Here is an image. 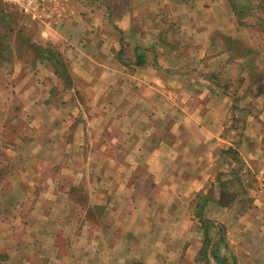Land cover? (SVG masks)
I'll return each mask as SVG.
<instances>
[{
    "label": "crops",
    "instance_id": "0c3cea01",
    "mask_svg": "<svg viewBox=\"0 0 264 264\" xmlns=\"http://www.w3.org/2000/svg\"><path fill=\"white\" fill-rule=\"evenodd\" d=\"M65 3L62 16L56 15L46 26L34 21L37 41L29 40L51 47L53 53L28 47L29 57L17 56L9 75L16 76L13 91L28 97L19 112L31 115L39 108L42 118H49L47 144H54L55 119L67 122L64 129L91 127L109 132L117 144L129 145L127 159L140 162L122 170L124 174L112 166L104 172L99 167L107 183L94 186V197L110 194L111 201L104 205L112 207L115 194L130 190L133 197L136 190L137 196L130 198L133 209H140L139 201L145 199L155 209L182 212L213 184L215 195L204 196L208 202L242 208L244 216L238 220L263 224L264 53L251 40L253 29L238 25L226 0ZM230 41L236 48L240 43L253 47V56L236 55ZM3 68L0 72L6 73ZM55 86L62 96L56 106L50 99ZM37 88L45 90L43 101ZM71 112L79 114L78 120L66 116ZM65 142L81 143L74 138ZM96 155L115 160L100 149ZM137 172L142 188L129 182ZM116 176L123 178L120 184ZM145 193L155 194L150 199ZM158 193L163 196L156 197ZM246 196L252 199L248 212L242 204ZM68 207L65 203L63 211ZM129 218L138 222L133 214ZM132 231L128 229L110 248L111 263L128 264L129 256L145 252L143 246L138 251L127 244ZM253 234L264 241V232ZM245 235L237 238L241 250L246 247Z\"/></svg>",
    "mask_w": 264,
    "mask_h": 264
},
{
    "label": "rangeland",
    "instance_id": "374dc122",
    "mask_svg": "<svg viewBox=\"0 0 264 264\" xmlns=\"http://www.w3.org/2000/svg\"><path fill=\"white\" fill-rule=\"evenodd\" d=\"M26 1L0 0V68L3 65L6 71L0 72V259H6L3 264H113L114 255L110 248L119 244L120 237L128 229H133L131 240L127 241L130 248L142 251L140 246H143L145 250L141 256L139 252L129 256L128 264H216L210 252L217 247V229L205 228L196 216L199 211L196 204L200 198L215 195L213 184L207 185L201 196L183 209L184 213L180 209H171L170 212L163 207L155 209L150 206L151 201L145 199L139 201L140 209H133L130 198L137 196H134L136 190L132 192L133 197L130 190L118 192L111 197L113 202L116 201L114 205L105 206V201H111L110 194L104 196L102 192L98 195L101 198L94 197V186L107 183L104 174L97 169L100 167L104 172L112 166L115 170H131L140 161L127 159L129 145L117 144L109 132L95 131L91 127L87 129L80 125V128L64 129L67 122L55 119L54 144H47L45 141L51 128L47 126L49 118H42L43 110L35 108L31 115L19 112L28 97L20 96L18 90L13 91L16 76L9 75V72L17 56L29 57L28 52L25 53L28 49L25 41L32 38L37 41L34 21L46 26L50 19L62 16L66 10L65 0H36V7L30 13L24 7ZM253 33L251 40L254 39L262 54L264 36L255 29ZM232 44L230 48H236ZM237 47L244 58L253 56V47L241 43ZM37 89L40 90L37 91L38 98L42 97L43 101L45 90ZM50 99L54 106L62 99L57 86ZM66 116H70L71 121L79 118L77 112ZM79 122L81 124L83 120ZM73 138L80 139L81 143L65 142V139ZM98 149L105 155H114L115 160L93 156ZM141 167L139 164V169ZM222 176L219 174V178ZM135 177L129 182L142 188V176L137 172ZM121 179V176L117 177L119 184ZM53 185L57 187L54 190ZM154 194L146 195L151 199ZM65 203L70 207L63 211ZM146 203L149 208L144 206ZM242 204L244 212L252 210V199L246 196ZM226 207L225 203L207 202L202 217L223 224L226 239H232L227 240L228 250L235 264H264V241H259L253 234L264 232V219L259 227L244 224L243 220H238L244 216L241 215L242 208ZM125 212H128L127 218ZM129 213L135 215L138 222L133 218L130 222ZM250 213L251 220H255L252 219L254 214ZM242 234H246L245 250L236 244ZM261 243L263 248H259ZM218 253H227L223 245L219 246ZM155 255L159 256L157 260ZM134 257L136 260H132Z\"/></svg>",
    "mask_w": 264,
    "mask_h": 264
},
{
    "label": "trees",
    "instance_id": "16d2710c",
    "mask_svg": "<svg viewBox=\"0 0 264 264\" xmlns=\"http://www.w3.org/2000/svg\"><path fill=\"white\" fill-rule=\"evenodd\" d=\"M231 10L233 11V14L235 16V19L240 26L244 27H250L252 29H255L257 32L262 34L264 36V0H226ZM2 12V11H0ZM20 34H23V30H19ZM26 44H28V47H32L35 49V51L43 50L48 53H53V49L51 47L44 48L40 44H31L30 41H25ZM237 54L242 57H244V54H241V51L239 50V47H237ZM249 56H246L248 58ZM200 202L196 204L197 207V213L196 216L199 219V222H201L205 228H216L217 234H218V241H217V247L213 248L210 252L214 262L216 264H235L234 257L231 255L228 245V241L226 239V230L223 224H217L214 223L208 219H204L202 216V210L206 206L208 202V197L200 198ZM207 230V229H206ZM208 233V232H206ZM223 245V247L226 249L227 253L225 255H220L219 252V246ZM6 261V259H0V264H3Z\"/></svg>",
    "mask_w": 264,
    "mask_h": 264
},
{
    "label": "built area",
    "instance_id": "2783aa9c",
    "mask_svg": "<svg viewBox=\"0 0 264 264\" xmlns=\"http://www.w3.org/2000/svg\"><path fill=\"white\" fill-rule=\"evenodd\" d=\"M19 1V0H17ZM52 1V0H51ZM36 3V0H27L24 5L25 9L29 10L30 13H32L31 11L35 9L36 6H34V4Z\"/></svg>",
    "mask_w": 264,
    "mask_h": 264
}]
</instances>
